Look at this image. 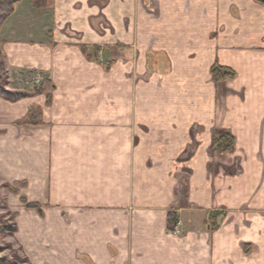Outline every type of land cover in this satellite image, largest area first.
I'll list each match as a JSON object with an SVG mask.
<instances>
[{"label":"crops","instance_id":"0c3cea01","mask_svg":"<svg viewBox=\"0 0 264 264\" xmlns=\"http://www.w3.org/2000/svg\"><path fill=\"white\" fill-rule=\"evenodd\" d=\"M24 4L0 33L7 71L18 82L11 90L32 93L20 82L45 80L52 102L46 105V94L0 100V186L20 190L7 203L32 263L264 264V6L49 0L44 10L28 1L18 16ZM169 8L184 14L178 27L202 28L196 40L209 44V94L198 107L188 99L169 104L173 117L159 115L157 125L165 126L147 135L164 142L145 151L135 143L138 28L145 14ZM152 52L172 72L168 54ZM216 62L235 77L217 86ZM34 106L42 108V125L19 127ZM217 128L232 135L233 151L212 154ZM156 148L168 158L152 156ZM20 197L42 205V215ZM170 212L179 235L169 231ZM207 213L221 214L217 230L205 225Z\"/></svg>","mask_w":264,"mask_h":264},{"label":"rangeland","instance_id":"374dc122","mask_svg":"<svg viewBox=\"0 0 264 264\" xmlns=\"http://www.w3.org/2000/svg\"><path fill=\"white\" fill-rule=\"evenodd\" d=\"M28 1L29 0L22 1L25 4L19 9L18 16L23 14L24 7L26 8V3H28ZM165 6L167 7L168 5H164V3L161 4V8H165ZM25 13L26 10L24 14ZM185 14L188 15L189 13L185 11ZM183 15L184 14L181 12L177 13L171 11L169 8V10L157 11L155 14H145L139 23L137 35L139 56L137 64L139 65L140 60L142 61L143 74H139L140 76H138L139 79L136 82L134 95L136 116L135 132L139 133V137L135 143L143 145L145 151H150V146L155 142H164V140H148L150 137L147 135L152 133V131H157L161 126H165V124L162 123L157 125L159 115L167 118L173 117V114L169 116L170 113H168V110H172L169 108V104L175 101L177 108L181 105L183 99H188L189 102L191 101L193 103L192 105H196V102L200 104L209 94H207V81L203 76L209 62L207 58L209 44L203 45L200 43L199 39L196 40V37H201L202 28L177 26V23H179L177 21L181 19ZM189 31H191L192 36L189 34ZM188 35H190V37H188ZM184 37L186 38V42L183 39ZM120 50L121 47H116V52L114 51L116 57H118ZM152 51H162L168 54L174 74L171 72V69L169 70L166 60L160 59V55ZM146 53H150L148 60L146 58ZM146 63L147 69H145ZM171 73L172 76H169ZM7 75V91L12 93L25 92L24 90H11V88H14V83L17 85L16 88H18V82L10 79L9 71H7ZM26 81H21L20 84H22L25 89L28 87L34 88L32 96L42 94H46L47 96V92H36L42 83H40V80L33 81L26 79ZM20 84L19 87L21 86ZM32 96H29V98ZM198 104L196 105L197 107ZM34 107L37 108V112L34 113L36 114L35 120L32 121L28 119L30 116V108L25 119L17 123L19 127H24L25 125L37 127L42 125V108L38 106ZM163 111L166 113L162 114ZM161 130L163 129H160V131ZM141 133H143L144 139L141 138ZM157 148L155 151L152 150V156L159 155L161 158H168L167 153L163 154ZM23 185H25V183ZM15 187L16 186L10 184H2L0 186V227L4 229L0 232V264H33L31 258L27 256L23 247H21L15 239V235L18 232L16 223L17 216L7 203L9 194H20L19 188ZM17 187L23 186L19 185ZM19 201L22 205H25V208L28 210L37 211L42 215V205L30 203L24 197H20ZM10 228H14L15 232H10Z\"/></svg>","mask_w":264,"mask_h":264},{"label":"trees","instance_id":"16d2710c","mask_svg":"<svg viewBox=\"0 0 264 264\" xmlns=\"http://www.w3.org/2000/svg\"><path fill=\"white\" fill-rule=\"evenodd\" d=\"M23 0H0V33L5 25L6 21L13 15L15 12V6L22 2ZM32 7L37 10H44L49 7V0H29ZM257 3L264 6V0H255ZM83 52L85 55L88 54L87 49L83 48ZM91 59V56H87ZM211 74L213 77L214 83L218 86L224 81L233 79L235 77V72L227 67H223L219 65V63H215L211 69ZM46 81H43L38 89L37 93H45L44 89ZM8 85V75L6 71V66L4 63L3 55L0 51V99H5L11 102H17L29 96H32V93L23 92V93H12L6 90V86ZM35 93V92H34ZM36 94V93H35ZM52 102V96L47 94L46 96V105H50ZM37 108L33 107L29 111V120H35ZM33 116V117H32ZM37 120V118H36ZM235 140L232 135L220 128H217L213 131V144H212V154H223L226 152H231L234 150ZM221 214L216 213H207L205 219V225L209 227L211 231H215L219 227ZM178 224V219L176 213H169V231H173L175 226ZM4 229L0 227V232ZM10 232H15L14 228H10Z\"/></svg>","mask_w":264,"mask_h":264},{"label":"built area","instance_id":"2783aa9c","mask_svg":"<svg viewBox=\"0 0 264 264\" xmlns=\"http://www.w3.org/2000/svg\"><path fill=\"white\" fill-rule=\"evenodd\" d=\"M179 225L177 224L176 227L174 228L173 231H171V234L173 235H179L180 231H179Z\"/></svg>","mask_w":264,"mask_h":264},{"label":"bare ground","instance_id":"6f19581e","mask_svg":"<svg viewBox=\"0 0 264 264\" xmlns=\"http://www.w3.org/2000/svg\"><path fill=\"white\" fill-rule=\"evenodd\" d=\"M171 232V231H170Z\"/></svg>","mask_w":264,"mask_h":264}]
</instances>
